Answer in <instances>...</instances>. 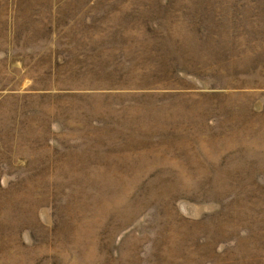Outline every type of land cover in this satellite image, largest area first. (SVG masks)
I'll return each mask as SVG.
<instances>
[{"label": "rangeland", "instance_id": "374dc122", "mask_svg": "<svg viewBox=\"0 0 264 264\" xmlns=\"http://www.w3.org/2000/svg\"><path fill=\"white\" fill-rule=\"evenodd\" d=\"M0 264H264V0H0Z\"/></svg>", "mask_w": 264, "mask_h": 264}]
</instances>
